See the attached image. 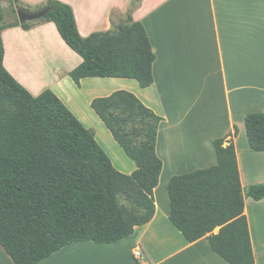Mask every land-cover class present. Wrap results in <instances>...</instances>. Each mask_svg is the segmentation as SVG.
Wrapping results in <instances>:
<instances>
[{
    "label": "trees",
    "instance_id": "16d2710c",
    "mask_svg": "<svg viewBox=\"0 0 264 264\" xmlns=\"http://www.w3.org/2000/svg\"><path fill=\"white\" fill-rule=\"evenodd\" d=\"M140 1L125 15L113 11L110 30L83 37L68 3L0 0V244L14 264H38L73 242L116 243L148 224L163 167L156 151L163 117L127 90L94 98L93 110L136 164L130 174L118 170L58 95L48 89L34 96L7 70L2 32L52 21L83 58L70 72L78 85L87 77H120L146 88L154 83L156 55L144 24L133 18ZM18 5L49 12L21 24ZM245 124L251 150L264 151V112L247 114ZM237 132L214 140L215 165L170 179V220L190 243L207 237L230 264H256L245 199H263L264 182L242 185Z\"/></svg>",
    "mask_w": 264,
    "mask_h": 264
},
{
    "label": "crops",
    "instance_id": "0c3cea01",
    "mask_svg": "<svg viewBox=\"0 0 264 264\" xmlns=\"http://www.w3.org/2000/svg\"><path fill=\"white\" fill-rule=\"evenodd\" d=\"M21 1L35 7L48 0ZM60 1L73 7L83 37L110 30L112 12L125 15L133 2ZM133 18L144 24L156 55L154 83L146 88L120 77H87L78 85L70 72L83 58L52 21L2 32L7 70L34 96L52 90L87 128L97 125L112 140L91 104L117 90L134 93L163 117L157 134L163 167L154 190V218L116 243L73 242L38 264H230L207 237L190 243L173 225L168 183L176 174L215 165L214 140L235 127L242 185L264 182V151L251 150L245 124L247 114L264 112V0H141ZM121 152L120 160H111L130 174L136 164ZM263 202L245 199L256 264H264V211L253 213L252 206ZM136 248L142 258L135 256ZM0 264H14L1 244Z\"/></svg>",
    "mask_w": 264,
    "mask_h": 264
},
{
    "label": "rangeland",
    "instance_id": "374dc122",
    "mask_svg": "<svg viewBox=\"0 0 264 264\" xmlns=\"http://www.w3.org/2000/svg\"><path fill=\"white\" fill-rule=\"evenodd\" d=\"M93 131L96 134V138H98L97 140L99 141V143L101 144V146L105 149V151L109 154L110 158L115 159L118 158L117 160H120L121 158V150L124 152V150L119 146V144L116 142V140H114V138L112 137V140L109 139L104 133H102L101 131H97V125L94 126ZM111 133V132H109ZM254 161V159L248 160V163H252ZM253 209V213H257V212H261L262 210L264 211V202L261 205L258 206H252Z\"/></svg>",
    "mask_w": 264,
    "mask_h": 264
},
{
    "label": "water",
    "instance_id": "95a60500",
    "mask_svg": "<svg viewBox=\"0 0 264 264\" xmlns=\"http://www.w3.org/2000/svg\"><path fill=\"white\" fill-rule=\"evenodd\" d=\"M17 15L21 24H25L27 22L36 21L42 19L49 12V8L45 7L40 10H28L20 5L16 7Z\"/></svg>",
    "mask_w": 264,
    "mask_h": 264
},
{
    "label": "built area",
    "instance_id": "2783aa9c",
    "mask_svg": "<svg viewBox=\"0 0 264 264\" xmlns=\"http://www.w3.org/2000/svg\"><path fill=\"white\" fill-rule=\"evenodd\" d=\"M135 256L142 258V250L140 248L135 249Z\"/></svg>",
    "mask_w": 264,
    "mask_h": 264
}]
</instances>
